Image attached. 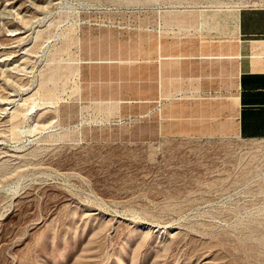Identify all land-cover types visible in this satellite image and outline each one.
<instances>
[{
	"label": "rangeland",
	"instance_id": "374dc122",
	"mask_svg": "<svg viewBox=\"0 0 264 264\" xmlns=\"http://www.w3.org/2000/svg\"><path fill=\"white\" fill-rule=\"evenodd\" d=\"M262 2L0 0V264H264L226 55Z\"/></svg>",
	"mask_w": 264,
	"mask_h": 264
},
{
	"label": "crops",
	"instance_id": "0c3cea01",
	"mask_svg": "<svg viewBox=\"0 0 264 264\" xmlns=\"http://www.w3.org/2000/svg\"><path fill=\"white\" fill-rule=\"evenodd\" d=\"M239 69L236 134L264 138V0L236 12V30L226 54Z\"/></svg>",
	"mask_w": 264,
	"mask_h": 264
},
{
	"label": "built area",
	"instance_id": "2783aa9c",
	"mask_svg": "<svg viewBox=\"0 0 264 264\" xmlns=\"http://www.w3.org/2000/svg\"><path fill=\"white\" fill-rule=\"evenodd\" d=\"M239 138L241 140L247 141L249 148V150L247 151L248 155L254 157L256 160H260L264 164V138Z\"/></svg>",
	"mask_w": 264,
	"mask_h": 264
},
{
	"label": "bare ground",
	"instance_id": "6f19581e",
	"mask_svg": "<svg viewBox=\"0 0 264 264\" xmlns=\"http://www.w3.org/2000/svg\"><path fill=\"white\" fill-rule=\"evenodd\" d=\"M14 39V38H13Z\"/></svg>",
	"mask_w": 264,
	"mask_h": 264
}]
</instances>
